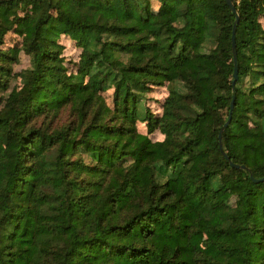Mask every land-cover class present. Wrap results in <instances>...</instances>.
<instances>
[{
    "label": "trees",
    "instance_id": "1",
    "mask_svg": "<svg viewBox=\"0 0 264 264\" xmlns=\"http://www.w3.org/2000/svg\"><path fill=\"white\" fill-rule=\"evenodd\" d=\"M233 2L234 86L225 0H0V264H264V0Z\"/></svg>",
    "mask_w": 264,
    "mask_h": 264
},
{
    "label": "rangeland",
    "instance_id": "2",
    "mask_svg": "<svg viewBox=\"0 0 264 264\" xmlns=\"http://www.w3.org/2000/svg\"><path fill=\"white\" fill-rule=\"evenodd\" d=\"M153 9H158V3H153ZM261 21L264 26V18H261ZM20 39V36L14 33H9L6 37V43L5 46H12L16 42H18ZM61 43L65 46L63 50V56L65 57L66 64L71 72L76 70V64L79 61V56L81 54V49L76 46L75 42L67 35H62L60 37ZM29 65V57L25 53L21 54V61L19 64L16 65V70L20 71L21 69L27 67ZM14 84H18L19 80H14ZM169 95V86L168 84L164 86L155 87L151 91L148 92L147 98H146V104L147 106L156 114H162L163 112V104L165 102V99ZM105 96L107 97L108 103L112 104L113 101V89L109 90ZM138 130L141 133H147L148 128L146 126L145 122H138L137 123ZM150 137L153 141L162 140L164 139V135L160 132V130H156L154 133L150 134Z\"/></svg>",
    "mask_w": 264,
    "mask_h": 264
},
{
    "label": "water",
    "instance_id": "3",
    "mask_svg": "<svg viewBox=\"0 0 264 264\" xmlns=\"http://www.w3.org/2000/svg\"><path fill=\"white\" fill-rule=\"evenodd\" d=\"M225 1L227 2V4L229 5V7L231 8L232 12L236 15V20H235V23H234L233 34H232V46H233V53H234V80H233V86H234L235 83H236V80L238 79V63H237V50H236V29H237V23L239 21V15H238V11H237L236 5L234 4L233 0H225ZM234 103H235V96H233V99H232L231 104H230V114H229V118L226 121V123L224 124V126L221 129L220 134H219V140H220V147L221 148H223V144H222V132H223V129L225 127H227L228 124L231 121L232 114H233V110H234V105H235ZM231 165L234 166V167H238V168H246L245 165H241V164L235 163L233 161H231ZM251 177L256 182L264 181V176L261 177V178H255L253 176V174H251Z\"/></svg>",
    "mask_w": 264,
    "mask_h": 264
}]
</instances>
